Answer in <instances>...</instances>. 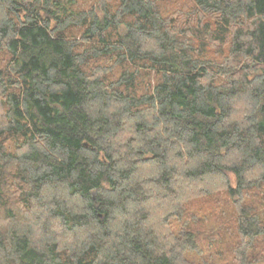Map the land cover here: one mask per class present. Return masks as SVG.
<instances>
[{
  "label": "trees",
  "instance_id": "trees-1",
  "mask_svg": "<svg viewBox=\"0 0 264 264\" xmlns=\"http://www.w3.org/2000/svg\"><path fill=\"white\" fill-rule=\"evenodd\" d=\"M220 190L264 260V0H0V264H215Z\"/></svg>",
  "mask_w": 264,
  "mask_h": 264
},
{
  "label": "rangeland",
  "instance_id": "rangeland-1",
  "mask_svg": "<svg viewBox=\"0 0 264 264\" xmlns=\"http://www.w3.org/2000/svg\"><path fill=\"white\" fill-rule=\"evenodd\" d=\"M147 172L150 171L145 170V173ZM222 191L220 190L208 196L195 198L191 210L201 218L198 226L203 232L202 238L206 251L204 256H208L211 253L215 264H233L236 260L231 249L240 238L237 233L236 207ZM248 203L255 205L254 209L264 217V200L261 196H257L252 202ZM156 214L159 215L160 213ZM218 231H220L223 239L217 241V243L214 242L210 246L208 243L209 239ZM218 252L221 253L220 258ZM202 259V255L198 256L195 258L196 263ZM252 264H264V260H257Z\"/></svg>",
  "mask_w": 264,
  "mask_h": 264
}]
</instances>
